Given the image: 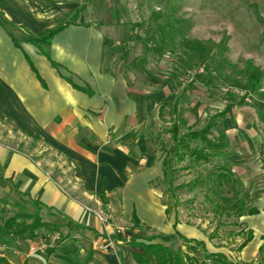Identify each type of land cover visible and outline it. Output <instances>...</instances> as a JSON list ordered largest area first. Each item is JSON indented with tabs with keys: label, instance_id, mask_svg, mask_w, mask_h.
Here are the masks:
<instances>
[{
	"label": "crops",
	"instance_id": "0c3cea01",
	"mask_svg": "<svg viewBox=\"0 0 264 264\" xmlns=\"http://www.w3.org/2000/svg\"><path fill=\"white\" fill-rule=\"evenodd\" d=\"M90 1L0 0V123L53 149L70 174L61 185L39 159L0 138V211L27 203L52 220L60 217L71 237L84 244L76 259L64 257L69 264H79L84 255L82 264H122L123 240L175 233L192 246L202 242L207 253H221L233 264H264L262 77L250 102L202 69L167 76L141 65L143 77L138 71L137 77L119 78L111 69L108 32L88 19ZM57 27L48 43L34 42ZM165 114L176 119L170 132L173 125L180 134L209 126L214 157L249 192L256 212L236 217L243 228L237 237L252 234L242 248V241L235 250L214 247L202 229L167 209L156 186L164 179L165 149L157 148V140ZM180 119L186 132L180 131ZM94 212H102L105 222ZM50 219L43 221L55 223ZM103 238L110 241L107 248L94 246ZM188 251L204 260L200 247ZM11 260L9 253L0 254V264ZM44 261L36 253L17 264Z\"/></svg>",
	"mask_w": 264,
	"mask_h": 264
},
{
	"label": "rangeland",
	"instance_id": "374dc122",
	"mask_svg": "<svg viewBox=\"0 0 264 264\" xmlns=\"http://www.w3.org/2000/svg\"><path fill=\"white\" fill-rule=\"evenodd\" d=\"M87 14L88 19L99 22L108 32V42L113 47L111 69L119 78L138 75L141 65H146L149 72L161 71L167 76L188 75V71L197 73L202 69L238 98L244 99L241 92L248 95L250 102L258 95L249 83L253 68H257L264 87V0H91ZM165 115L158 127L157 148L161 145L168 149L173 144L170 127L176 119ZM186 124L180 119L181 132L187 131ZM0 138L39 159L61 185L69 182V171L53 149L1 123ZM172 167L171 186L164 179L156 182L163 192V201L176 207L181 221L202 229L212 238L214 247L235 250L244 238V235L237 237L243 228L237 223L236 209L241 207L245 211L250 207L253 199L249 192L238 178L227 174L222 162L214 156L209 162L199 163L186 158L173 162ZM220 173L227 177H220ZM36 213L42 220L50 219L27 203L17 210L0 211V222L16 216L11 229L13 237L0 238V254L9 253L11 264L36 253L45 257L43 264H69L64 257L76 259L79 246L84 244L71 237L70 229L60 217L50 219L58 226L56 229L37 231L39 239L16 234L17 228L29 224ZM124 230L131 236L129 229ZM55 235L58 239H52ZM32 245L39 246V250L33 252ZM70 245L72 256H67ZM170 245L189 250L188 244L179 238ZM84 257L78 259L79 264ZM131 264L136 263L131 259Z\"/></svg>",
	"mask_w": 264,
	"mask_h": 264
},
{
	"label": "trees",
	"instance_id": "16d2710c",
	"mask_svg": "<svg viewBox=\"0 0 264 264\" xmlns=\"http://www.w3.org/2000/svg\"><path fill=\"white\" fill-rule=\"evenodd\" d=\"M61 27H57L45 35L37 38L34 42L39 44H46ZM225 43V42H223ZM224 46V44H223ZM262 74L257 68H253V72L249 76V83L254 89H257L260 85ZM209 126L198 131H189L185 134H180L176 125L171 128L172 134V146L165 149V159L164 165V180L171 186L170 176L172 175V163L181 162L186 158L193 160L196 163L199 162H209L210 158L214 156L215 145L207 138ZM195 143V144H194ZM197 143H202L204 145L200 146ZM193 144V145H192ZM227 170L229 176H233L230 170ZM220 177H227L225 173H220ZM195 184V182H194ZM167 209L176 207L167 202ZM236 217H239L243 213L253 214L256 209L248 207L247 210L243 211L241 207H238ZM16 216L10 217L4 221L3 227L1 228V237H9L11 229L15 225ZM56 223L49 224L42 220L38 213L34 214L32 221L27 224L17 228L16 234H26L27 238L34 240L36 238L37 231L40 229H56ZM11 232V233H10ZM180 238L184 243L188 244L187 249H193L195 247H200L204 251V260L198 261L195 257L190 256L186 251L182 249L181 246L174 248L170 245L176 238ZM252 237L250 231L244 234V239L239 244L238 249L242 248ZM156 238L159 241H156ZM191 240L183 238L178 233L173 235H151L148 237H133L129 240H123L119 246L122 257V264H131V259L136 264H209L208 260L215 261L219 264H233L228 261L227 258L221 253H207L205 251L204 244L202 242H195L192 246ZM48 264V263H46Z\"/></svg>",
	"mask_w": 264,
	"mask_h": 264
},
{
	"label": "built area",
	"instance_id": "2783aa9c",
	"mask_svg": "<svg viewBox=\"0 0 264 264\" xmlns=\"http://www.w3.org/2000/svg\"><path fill=\"white\" fill-rule=\"evenodd\" d=\"M240 95L245 96L244 99L248 100V95H244L243 92H241ZM94 214L96 215L97 219L100 222H102V223L105 222L106 219H105V216L102 212H94ZM52 239H58V236L55 235ZM93 244H94V246H96L99 249H105L110 244V241H107L106 239L103 238V239H99V240L95 241ZM30 249L34 252L36 249L39 250V246L32 245L30 247Z\"/></svg>",
	"mask_w": 264,
	"mask_h": 264
}]
</instances>
